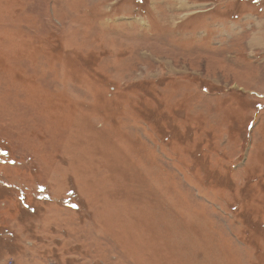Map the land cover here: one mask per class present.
Here are the masks:
<instances>
[{"label": "rangeland", "instance_id": "rangeland-1", "mask_svg": "<svg viewBox=\"0 0 264 264\" xmlns=\"http://www.w3.org/2000/svg\"><path fill=\"white\" fill-rule=\"evenodd\" d=\"M264 264V0H0V264Z\"/></svg>", "mask_w": 264, "mask_h": 264}, {"label": "built area", "instance_id": "built-area-1", "mask_svg": "<svg viewBox=\"0 0 264 264\" xmlns=\"http://www.w3.org/2000/svg\"><path fill=\"white\" fill-rule=\"evenodd\" d=\"M8 264H15L13 260H9Z\"/></svg>", "mask_w": 264, "mask_h": 264}]
</instances>
